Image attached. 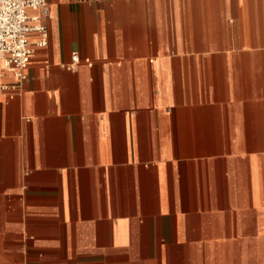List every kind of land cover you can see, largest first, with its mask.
Wrapping results in <instances>:
<instances>
[{
	"label": "crops",
	"instance_id": "crops-1",
	"mask_svg": "<svg viewBox=\"0 0 264 264\" xmlns=\"http://www.w3.org/2000/svg\"><path fill=\"white\" fill-rule=\"evenodd\" d=\"M47 2L0 94V264H264V0Z\"/></svg>",
	"mask_w": 264,
	"mask_h": 264
},
{
	"label": "built area",
	"instance_id": "built-area-1",
	"mask_svg": "<svg viewBox=\"0 0 264 264\" xmlns=\"http://www.w3.org/2000/svg\"><path fill=\"white\" fill-rule=\"evenodd\" d=\"M49 17L47 0H0V94L8 99L20 95L30 57L37 47L47 45ZM32 33L38 36L35 43L30 42ZM79 60L72 53L66 68L73 70ZM5 75L11 81L3 82Z\"/></svg>",
	"mask_w": 264,
	"mask_h": 264
},
{
	"label": "rangeland",
	"instance_id": "rangeland-1",
	"mask_svg": "<svg viewBox=\"0 0 264 264\" xmlns=\"http://www.w3.org/2000/svg\"><path fill=\"white\" fill-rule=\"evenodd\" d=\"M207 262V261H206ZM204 260H198L197 261V264H205L206 263ZM208 263H209V261H208Z\"/></svg>",
	"mask_w": 264,
	"mask_h": 264
}]
</instances>
